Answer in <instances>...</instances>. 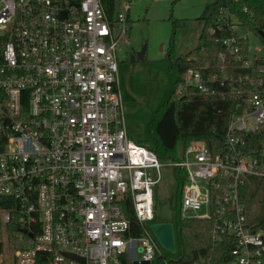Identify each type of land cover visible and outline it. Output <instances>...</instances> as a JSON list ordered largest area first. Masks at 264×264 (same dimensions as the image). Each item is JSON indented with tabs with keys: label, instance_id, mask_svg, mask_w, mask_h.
I'll list each match as a JSON object with an SVG mask.
<instances>
[{
	"label": "built area",
	"instance_id": "1",
	"mask_svg": "<svg viewBox=\"0 0 264 264\" xmlns=\"http://www.w3.org/2000/svg\"><path fill=\"white\" fill-rule=\"evenodd\" d=\"M118 2L112 20L102 0H0V198L10 200L0 241L17 222L13 264H152L162 252L151 228L162 162L128 134L118 47L130 0ZM242 29L250 31L221 6L208 27L224 47L217 61L194 52L174 86L235 98L225 152L196 139L170 165L186 175L181 217L215 219L214 241L233 242L226 264H264V226L254 228L242 199L250 176L264 178V143L254 141L264 134V42L253 50ZM126 199L140 236L130 234Z\"/></svg>",
	"mask_w": 264,
	"mask_h": 264
},
{
	"label": "trees",
	"instance_id": "2",
	"mask_svg": "<svg viewBox=\"0 0 264 264\" xmlns=\"http://www.w3.org/2000/svg\"><path fill=\"white\" fill-rule=\"evenodd\" d=\"M105 10L114 20L119 11L118 0H102ZM229 5L247 28L258 35L264 42L258 31L263 28L264 0H215L207 2L199 17L204 21V27L200 34L199 43L194 52L199 55L201 63L217 61L218 54L224 49L216 34H210L208 27L214 24L221 6ZM244 6L247 11H244ZM248 40H241L239 45L245 51ZM165 58L169 62V69L175 77L174 86L180 81L183 72L195 61L188 60L185 56L174 54L173 43L169 44ZM234 97L221 98L220 96H207L202 94H177L172 89L164 103L157 109L151 122L153 139L147 141L148 147L153 150L160 159H176L178 143L183 145L202 139L207 142L213 154H219L226 150V131L235 105ZM257 139L248 136L247 141L264 143V134ZM143 143V142H141ZM145 144V143H143ZM177 176L176 196L173 203L176 250L171 253H157V264H194L202 258L209 259L210 264H226L231 259L230 247L233 242L224 240L216 243L213 239L215 219L182 218L180 208L182 203V189L186 175L179 169H175ZM242 199L246 204L247 215L257 229L264 226V178L250 176L249 182L243 188ZM158 200V198H157ZM9 199L0 198V209L8 206ZM125 214L131 222L133 236L142 234L131 200H124ZM9 240L6 245L0 241V254L5 249L13 252L15 243L20 234L21 227L17 222L8 225ZM162 247V246H161ZM42 264L41 259L39 263Z\"/></svg>",
	"mask_w": 264,
	"mask_h": 264
},
{
	"label": "rangeland",
	"instance_id": "3",
	"mask_svg": "<svg viewBox=\"0 0 264 264\" xmlns=\"http://www.w3.org/2000/svg\"><path fill=\"white\" fill-rule=\"evenodd\" d=\"M212 1L215 0L130 1L131 30L121 41L118 54H126L124 48L129 47L134 52L132 54L138 55L135 58L143 54L148 59L146 63L137 60L131 69L128 68V59L124 58L119 63L126 125L136 138L135 141L141 140L146 144L153 139L151 122L174 88L175 77L165 58L169 44L173 43L176 56H192L204 27V21L198 17L205 4ZM242 32L250 39L252 49L256 50L262 42L261 38L247 29H242ZM181 147L180 141L178 150ZM172 160L161 159V181L155 187L158 200L175 199L178 180L174 167L170 165ZM161 251L171 252L163 246ZM5 254V261L0 255V264H13L9 249H5ZM140 256L138 252L137 257ZM129 264H133V258H129ZM152 264H157V260L152 261Z\"/></svg>",
	"mask_w": 264,
	"mask_h": 264
},
{
	"label": "water",
	"instance_id": "4",
	"mask_svg": "<svg viewBox=\"0 0 264 264\" xmlns=\"http://www.w3.org/2000/svg\"><path fill=\"white\" fill-rule=\"evenodd\" d=\"M264 39V30L258 31ZM158 220L151 224V228L158 239L159 243L167 250L174 252L176 250L175 226L173 203L170 198L160 199L157 201ZM133 264H151L139 258L133 260Z\"/></svg>",
	"mask_w": 264,
	"mask_h": 264
},
{
	"label": "crops",
	"instance_id": "5",
	"mask_svg": "<svg viewBox=\"0 0 264 264\" xmlns=\"http://www.w3.org/2000/svg\"><path fill=\"white\" fill-rule=\"evenodd\" d=\"M131 1V0H130ZM129 12H130V8H129V10H128V22H129V20L131 19V17H130V14H129ZM198 19H199V17H198ZM130 28H129V30H128V32H130ZM127 49H129V52H127ZM195 49V48H194ZM126 51V52H125ZM123 52H125L126 54H124V53H122V55L121 56H119V63L121 62V61H123V59L125 58V59H128V68L129 69H131V67H132V65L134 64V63H136V61L138 60V61H140L141 63H146V61L148 60V59H146V57H144L143 56V54L142 55H140L139 57H138V59L137 58H135L136 56H138V55H135V54H132V53H134L129 47H127L126 49L124 48V51ZM126 55V57H124V55ZM179 56V55H178ZM185 57H190V56H185ZM120 65V64H119ZM123 66V65H122ZM120 83H121V80H120ZM121 90H122V86H121ZM128 130V129H127ZM128 134H129V137L131 138V139H133V140H135L136 138L133 136V134L128 130ZM139 142H141V140H139Z\"/></svg>",
	"mask_w": 264,
	"mask_h": 264
}]
</instances>
